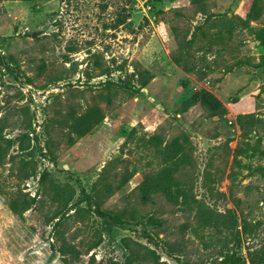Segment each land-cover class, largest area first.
<instances>
[{
  "label": "rangeland",
  "instance_id": "1",
  "mask_svg": "<svg viewBox=\"0 0 264 264\" xmlns=\"http://www.w3.org/2000/svg\"><path fill=\"white\" fill-rule=\"evenodd\" d=\"M261 166L264 0H0V264H251Z\"/></svg>",
  "mask_w": 264,
  "mask_h": 264
},
{
  "label": "trees",
  "instance_id": "2",
  "mask_svg": "<svg viewBox=\"0 0 264 264\" xmlns=\"http://www.w3.org/2000/svg\"><path fill=\"white\" fill-rule=\"evenodd\" d=\"M191 3L201 9L205 7L206 0H190ZM144 82L142 86H146L149 82V79H143ZM193 104H200L203 106L212 117L223 116L226 114V110L218 102L211 94L207 93L206 91H200L192 96L189 101V105ZM103 117L96 118L94 122V126L100 124L103 121ZM89 130V129H87ZM152 140H156V138H152ZM164 161L166 163L172 159V152H177V147L168 146L164 148ZM242 149L236 150V155L243 154ZM164 162V163H165ZM258 172L264 176V166L259 167ZM140 196L144 203H153L154 197L156 195H161L165 199L170 202L177 203L180 200H186V192L178 186L176 179L174 178V171L170 167L163 166L161 170L156 171L152 174L145 175L143 182L139 188ZM30 206L23 207L22 213L29 210ZM13 211H17L13 207ZM18 212V211H17ZM18 214V213H16ZM250 263L251 264H264V252L262 251L261 254L256 255L255 257L250 254Z\"/></svg>",
  "mask_w": 264,
  "mask_h": 264
}]
</instances>
